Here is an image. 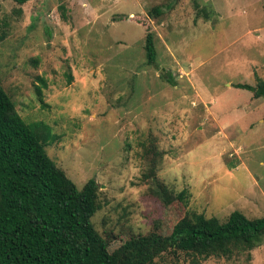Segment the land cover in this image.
<instances>
[{
    "label": "rangeland",
    "instance_id": "obj_1",
    "mask_svg": "<svg viewBox=\"0 0 264 264\" xmlns=\"http://www.w3.org/2000/svg\"><path fill=\"white\" fill-rule=\"evenodd\" d=\"M0 36L17 111L51 126L47 153L79 189L99 183L103 236L264 216V97L236 87L264 79V0H0ZM174 248L153 264H264V242L198 263Z\"/></svg>",
    "mask_w": 264,
    "mask_h": 264
},
{
    "label": "trees",
    "instance_id": "obj_2",
    "mask_svg": "<svg viewBox=\"0 0 264 264\" xmlns=\"http://www.w3.org/2000/svg\"><path fill=\"white\" fill-rule=\"evenodd\" d=\"M145 47L152 64L156 50L151 32ZM236 87L264 97V79ZM37 93L42 96V89ZM57 138L47 123L27 122L0 81V264H153L169 247L198 263L249 252L264 242V216L249 218L240 210L225 221L189 212L169 235L103 236L92 221L100 209L99 183L90 178L82 189L77 187L47 153ZM187 194L185 190L180 197ZM172 200L166 195L165 204Z\"/></svg>",
    "mask_w": 264,
    "mask_h": 264
}]
</instances>
